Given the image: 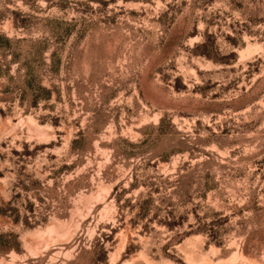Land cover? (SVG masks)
<instances>
[{
    "label": "rangeland",
    "instance_id": "obj_1",
    "mask_svg": "<svg viewBox=\"0 0 264 264\" xmlns=\"http://www.w3.org/2000/svg\"><path fill=\"white\" fill-rule=\"evenodd\" d=\"M0 264H264V0H0Z\"/></svg>",
    "mask_w": 264,
    "mask_h": 264
},
{
    "label": "trees",
    "instance_id": "obj_2",
    "mask_svg": "<svg viewBox=\"0 0 264 264\" xmlns=\"http://www.w3.org/2000/svg\"><path fill=\"white\" fill-rule=\"evenodd\" d=\"M176 181H179V180H176Z\"/></svg>",
    "mask_w": 264,
    "mask_h": 264
}]
</instances>
